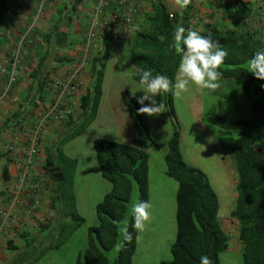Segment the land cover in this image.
Returning a JSON list of instances; mask_svg holds the SVG:
<instances>
[{"label":"trees","instance_id":"trees-1","mask_svg":"<svg viewBox=\"0 0 264 264\" xmlns=\"http://www.w3.org/2000/svg\"><path fill=\"white\" fill-rule=\"evenodd\" d=\"M152 6V13L146 18L149 29L138 30L134 34L131 53L136 65L134 78L141 69L151 70L153 75L167 76L176 82L180 54L173 47V34L177 27H195L196 22L182 18L178 13L168 9L163 0H147ZM1 3V0H0ZM3 6V2L1 3ZM237 5L248 6L247 2L237 0ZM114 6V7H111ZM109 8L116 10L118 4L113 0ZM107 7V9H108ZM5 8L3 7L2 10ZM227 10L229 8H226ZM121 15L119 8L117 10ZM1 11V15H2ZM247 12L234 22L232 28L220 29L209 23L201 35H211L228 56L220 66L223 77L237 79L247 96L252 98L251 114L247 119L230 121L224 116H208L213 125L224 128H240L236 137L222 136L219 141L228 148L236 161L238 181L236 184V207L231 216L239 224V237L243 244L244 264H264V80L257 79L247 71L248 60L258 51L264 49V39L258 30L252 29L247 21ZM194 30V29H193ZM109 53L106 52L102 62H95L92 75L93 89L81 96L83 109L81 122L72 128L74 120L64 122L72 131L54 145L46 147L45 170L53 180L51 207L57 208L56 202L64 205L65 215L71 221L64 222L61 229V242L86 223V218L78 212L74 178L78 161L66 154L64 144L80 134L98 115L103 94L104 70ZM44 83L39 84L38 91H44ZM176 117L174 96L171 92L163 93ZM125 103L137 128L149 134V129L142 114L137 98L125 93ZM21 112L14 113L9 120H15ZM8 124V122H7ZM181 133L177 124L169 140V149L165 154L167 173L174 177L179 185L177 191V234L171 245L172 259L161 264H200V257L207 256L212 264H221L220 254L228 247V236L219 217V199L206 173L199 167L185 161L181 150ZM96 156L101 173L113 187L97 204L99 219L97 226L88 229V247L79 252L76 264H134L133 256L137 248V231L132 227L134 218L130 215L126 227L132 236L131 242L125 241L119 249L114 262L111 263L107 252L117 243L120 222L124 219L127 205L135 186L139 190L138 201H149V153L145 141L134 144L122 143L109 139L95 138ZM3 176L8 179V167ZM60 243V242H59ZM58 245V243H57Z\"/></svg>","mask_w":264,"mask_h":264},{"label":"crops","instance_id":"crops-1","mask_svg":"<svg viewBox=\"0 0 264 264\" xmlns=\"http://www.w3.org/2000/svg\"><path fill=\"white\" fill-rule=\"evenodd\" d=\"M163 1L170 11L178 13L182 18L189 20V18L197 17V25L188 28L197 31H203L209 23L218 26L220 29L232 28L234 22L241 19L245 11L248 14L246 19L249 26L258 30L259 36L264 39V0H241L247 2L248 6L237 5V0H192L187 8L178 7L173 0ZM1 3L0 264H26L39 255L37 253L39 250L56 246L61 239L63 223L71 221V217L65 215V204L63 205L61 201L60 203L56 202V209L51 207L50 197L53 180L44 167L46 159L44 146H47L44 143V137L46 140L59 138L60 141L72 131V128L63 122L74 113V107L79 105L81 96L93 89L92 70L95 62L97 64L99 62L96 59L104 58L106 52L110 55L112 49L117 50L119 46H128L131 50L134 34L138 30L149 29L146 18L152 13V6L147 0H137L138 10L130 23L124 22L123 17L117 11L118 8L114 10L108 7L103 16L100 17L101 25L90 48L93 59L89 67L85 68L89 61L81 60L85 48L84 42L95 15L98 0H1ZM3 7L4 10H2ZM1 11H3L2 15ZM37 15L38 18L34 21ZM32 24L34 27L32 31H29ZM17 50H20L22 57L20 67L17 70L18 80L13 88L4 94L3 88L8 76L3 70L10 68L13 55ZM131 58L134 63L133 57ZM134 66L136 71L135 63ZM76 69H80L81 83L74 94L69 96L63 93V85L67 77ZM87 72H90V76H87ZM224 78H229V81H232L230 84H236L234 78ZM43 82H45V87L42 93L43 100H41V93L38 88L39 84ZM22 104L24 105L22 106ZM24 111L30 116L29 119H20ZM17 112H21V115L16 119L17 123H14V120L7 121ZM37 123L41 127L40 138L42 137V139L38 143L36 153L33 156V165L22 186L21 201L14 202L15 196L18 194L20 177L23 175L26 161L32 149L29 146V140L33 136ZM40 143L45 145L41 148ZM57 143L54 141V144L51 143L50 145L55 146ZM148 153L152 228L154 227L158 231L161 224H163V229L168 224L171 226L173 224L177 234V191L179 183L167 173L165 160L167 151L161 156L149 151ZM70 157L76 158L78 161L73 184L75 189L79 183L77 179L81 173L82 160L79 156ZM5 166L8 167V179L3 176ZM89 166V169L93 171L102 185L101 188L97 186L101 197L93 206L96 211L97 204L112 189L113 185L103 177L98 160L97 162L91 160ZM101 177L105 179V182L100 181ZM90 178L89 174L88 179ZM75 197L78 212L86 218L87 222V215L81 209L77 192H75ZM88 199L89 196H87L86 201ZM87 205L84 203L83 207L86 208ZM165 217H168L169 223L164 222ZM236 223L238 248L243 252V244L239 237V224ZM97 225H88V229L90 226ZM52 226H57V237L54 236V233H48V235L44 233L45 228L48 229ZM79 229L80 227L77 230ZM139 235L141 236L142 233ZM170 236L167 243L171 249L176 235L172 236L171 233ZM145 239L147 238L145 237ZM146 244L149 246L148 241ZM139 248L140 241L137 242L133 263ZM162 261L165 259H161Z\"/></svg>","mask_w":264,"mask_h":264},{"label":"rangeland","instance_id":"rangeland-1","mask_svg":"<svg viewBox=\"0 0 264 264\" xmlns=\"http://www.w3.org/2000/svg\"><path fill=\"white\" fill-rule=\"evenodd\" d=\"M90 48H84L83 50V59L81 60L89 61L85 68L89 67L93 59ZM131 57V50L128 46H119L117 50L112 49L105 64L103 94L97 118L84 128L77 137L64 145L67 154L73 157L79 156L82 160L81 173L77 179L79 183L73 190L74 193L77 192L78 198H80L81 209L87 215V222L62 242L60 239L58 245L50 249L39 250L37 252L39 255L26 264H76L78 253L87 249L88 225L99 224L93 206L101 197L97 186H100V188L102 186L93 171L89 169L91 160L97 162L95 138L130 144H134L139 140L145 141L147 151L161 156L169 149V140L174 132L175 124L178 125L181 133L180 145L184 159L206 173L219 199L218 217L228 236V248L221 252L220 262L221 264H244L243 252L239 250L237 242V221L231 216V211L236 207L237 200L238 172L236 161L231 151L219 141L222 136L236 137L240 128L230 129L213 125L209 123L207 117L210 115L224 116L230 121L247 119L251 114L252 98L244 93L242 85L235 78L236 84H230L232 81H229V78L222 77L219 81L220 87L214 92L189 82L186 92H183L180 97L174 96L176 117L172 114L163 93L157 96L156 100L158 103L165 104L166 111L156 116L142 114L149 129L148 134L141 127L137 128L134 125L125 103L124 96L126 92L132 95L135 93L134 96L137 100L144 95L143 85L134 78L135 66ZM103 59L97 58L96 61L99 60L100 63ZM87 76H90V72H87ZM148 104H150V101H145V105ZM82 110L81 101H79V105L74 107L73 116L68 119V121L74 120L72 128L79 124ZM21 118L26 120L30 116L24 111L20 116ZM54 141L57 143L59 138L46 140L44 137L45 144H54ZM44 143H40L41 148L45 145ZM46 147L45 145L44 148ZM96 166L98 168V164ZM89 174L90 179H88ZM102 180L105 182L103 177L100 178V181ZM87 196H89L88 201H86ZM138 199L139 190L135 186L127 205L125 217L120 222L117 243L107 252L111 263L114 262L123 244L122 230L126 227L131 215L132 205L138 202ZM84 203L88 204L86 208L83 207ZM152 220L150 219V222L146 223V228L142 232L140 248L134 259V264H161V259L167 261L172 259L171 249L167 242L171 237V233L172 236L176 235L173 224L172 226L168 224L166 226L168 229H163V224H161L158 231H156L154 227L152 228ZM164 222L169 223L168 217H165ZM57 232V226L44 229L46 235L54 233V236L57 237ZM147 241L149 246L146 244Z\"/></svg>","mask_w":264,"mask_h":264},{"label":"clouds","instance_id":"clouds-1","mask_svg":"<svg viewBox=\"0 0 264 264\" xmlns=\"http://www.w3.org/2000/svg\"><path fill=\"white\" fill-rule=\"evenodd\" d=\"M180 8H187L192 0H173ZM173 47L181 59L176 75V82L165 75H153L151 70L141 69L136 75L140 77V84L143 85L144 95L138 98V103L142 105L137 109L138 114L156 116L166 111L164 103H158L156 97L162 93L171 92L173 96L180 97L187 91L189 82L209 91H216L220 85L219 81L223 73L219 71L228 53L220 47L218 41H213L211 35H201L199 31L177 27L173 34ZM247 71L251 72L257 79L264 80V49L258 50L247 62ZM264 87V85H262ZM135 95V93H133ZM145 101L150 104L145 105ZM152 205L149 201H138L130 209L134 218L132 227L137 231V242L140 241L142 233L146 228V223L150 222ZM125 241L131 242L132 236L127 227L123 230ZM200 264H212L207 256L200 257Z\"/></svg>","mask_w":264,"mask_h":264},{"label":"built area","instance_id":"built-area-1","mask_svg":"<svg viewBox=\"0 0 264 264\" xmlns=\"http://www.w3.org/2000/svg\"><path fill=\"white\" fill-rule=\"evenodd\" d=\"M45 1H50V0H45ZM110 1L112 0H98L97 9L90 23V26H89V29L86 35V40L84 42L85 48H90L92 45V42L97 37V32L101 25L100 17L103 16L105 11L107 10V7ZM113 1L118 4V8L121 13L120 16L123 17L124 22L126 23L132 22L138 10L137 0H113ZM37 18H38V15L35 16L34 21L37 20ZM191 22L195 23L196 22L195 18L191 19ZM33 27H34V24L30 26L29 31H32ZM21 60H22L21 52L20 50H17L13 55L10 68L3 70L8 76L7 82L5 83V86L3 88L4 94L8 93L13 88L14 84L17 82L18 80L17 70L20 67ZM79 73H80V69H76L74 70V72H72L67 77L63 85L64 94L70 96V95H73L74 92L77 90V88L79 87L81 83ZM40 131H41V127L38 124L36 125L33 136L31 137L29 141V146L32 147V149L30 150L29 157L26 161L23 175L20 177V184L18 186V194L15 196L14 202L21 201V195H22L21 192L23 189L22 186L24 184L27 174L29 173L33 165V156L36 153L37 146L40 141Z\"/></svg>","mask_w":264,"mask_h":264}]
</instances>
